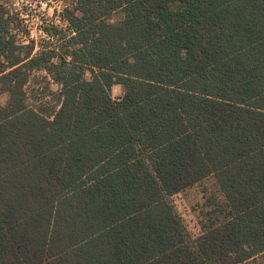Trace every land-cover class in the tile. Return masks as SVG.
<instances>
[{"label":"trees","instance_id":"16d2710c","mask_svg":"<svg viewBox=\"0 0 264 264\" xmlns=\"http://www.w3.org/2000/svg\"><path fill=\"white\" fill-rule=\"evenodd\" d=\"M7 1L0 264H264V0H76L39 51ZM209 178L224 217L192 238L172 198Z\"/></svg>","mask_w":264,"mask_h":264},{"label":"rangeland","instance_id":"374dc122","mask_svg":"<svg viewBox=\"0 0 264 264\" xmlns=\"http://www.w3.org/2000/svg\"><path fill=\"white\" fill-rule=\"evenodd\" d=\"M40 1L8 0L5 3L7 9L11 12L10 14L15 16L16 23L14 26L20 34H26L27 27L26 23L22 22L18 17L15 12L16 9L22 8L25 11H30L31 23H35V18L40 14H45L48 20H54L57 16L61 18L63 16L64 19L65 8L72 6L76 0H45L48 2V7L45 10L42 9ZM122 19L123 13L119 12L113 16L112 21L118 22ZM60 44L61 42L59 41ZM26 92L28 94V105L32 108L48 116L58 108L57 95L59 94V86L54 84L45 72H34L32 74L30 82L26 87ZM122 93L118 87H115L113 97L118 99L122 96ZM8 98V94H3L0 98L1 103L5 105ZM172 201L185 223L187 232L190 233L192 238L200 236L205 225L209 224V222L213 220L219 221L221 220L219 218L224 217V214L220 211L223 197L216 187L213 178H209L201 184L175 195ZM218 216L220 217L218 218Z\"/></svg>","mask_w":264,"mask_h":264},{"label":"built area","instance_id":"2783aa9c","mask_svg":"<svg viewBox=\"0 0 264 264\" xmlns=\"http://www.w3.org/2000/svg\"><path fill=\"white\" fill-rule=\"evenodd\" d=\"M40 4L43 10L48 7V2L45 0H41ZM15 12L17 13L21 21L26 23L27 33L21 34L20 36L23 44H30V42H35L36 51L40 49L41 43L46 41H53L52 33L50 32L51 28H57L61 31H67L68 29V22L63 19V16L62 18L60 16H57L54 20H48L45 14H40L35 18L36 22L31 23L30 11H25L22 8H18L15 10Z\"/></svg>","mask_w":264,"mask_h":264},{"label":"crops","instance_id":"0c3cea01","mask_svg":"<svg viewBox=\"0 0 264 264\" xmlns=\"http://www.w3.org/2000/svg\"><path fill=\"white\" fill-rule=\"evenodd\" d=\"M115 87H118L122 92H123V89H122V86H120V85H116V86H114V88ZM114 88H113V90H114ZM123 94V93H122Z\"/></svg>","mask_w":264,"mask_h":264}]
</instances>
